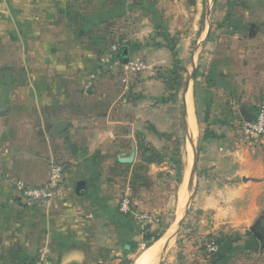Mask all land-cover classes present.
<instances>
[{
    "label": "crops",
    "instance_id": "1",
    "mask_svg": "<svg viewBox=\"0 0 264 264\" xmlns=\"http://www.w3.org/2000/svg\"><path fill=\"white\" fill-rule=\"evenodd\" d=\"M205 1L0 0V264H264V137L239 129L264 106V13L221 44ZM53 160L61 188L30 203L16 184ZM172 210L142 248L139 215Z\"/></svg>",
    "mask_w": 264,
    "mask_h": 264
},
{
    "label": "rangeland",
    "instance_id": "2",
    "mask_svg": "<svg viewBox=\"0 0 264 264\" xmlns=\"http://www.w3.org/2000/svg\"><path fill=\"white\" fill-rule=\"evenodd\" d=\"M203 12H204V17L207 20L211 16V13L215 14L213 15V17L216 20H215L214 25L212 26V31L214 35L219 34V33L223 35V40L221 44L229 45L233 41H230L227 35L225 36L224 34L226 33L229 34L231 31H233L232 29L242 30L246 27L249 29L250 26H246V24L250 23L251 21L252 22L254 21L255 23L256 19L260 17V14L264 13V0H208L204 2ZM222 18H225L223 20L225 21L224 29H222L223 26L221 27V24H220V20ZM223 21L221 23H223ZM242 33L243 32L241 31L239 32L240 35ZM232 39L234 40L235 38H232ZM247 43L248 44L250 43L248 47H250L251 51H253V54H255L256 51L259 50L258 48L260 46L261 41L257 39L255 41H251ZM221 99H222L221 104L222 105L223 103L226 104V100H223L225 98L221 97ZM192 123L195 124V121L191 120V124ZM191 128H192V133L196 135V127L193 128V126L191 125ZM171 155H174V153H171ZM174 198L175 196L172 199ZM185 204H186V199L181 198V201H180L181 214L183 212V208L185 207ZM173 215H174V210H172V212H170L169 214H165V215L158 214V213L154 214V216H157L158 221L151 222L150 224H147L146 226H144V230L146 231L147 235L145 236V241L142 243V246H141L142 248H146L147 243L150 244L153 242L152 237L161 236L162 232L166 230L167 224L172 222L174 218ZM175 227H176V224H175ZM176 229L177 228H175V230ZM192 232L193 230L191 228L181 229V232H180L181 242L183 243V239L188 238L190 242L194 244V247H196L195 251L197 253L202 252L204 254H207V253L210 254V251H208V249L211 247L212 243L214 242L216 246H220V243L217 237L210 236L212 238H209V237L204 238L203 235H199L198 237V235L196 234L197 236H194L195 238L194 239L192 237V234H193ZM148 238H150V240H146ZM181 242L179 240L180 244H182ZM251 247L253 246L251 245L249 247L250 252H251ZM259 251H260L259 248L255 249L254 253L256 256L254 257H256V260L259 262V264H263L262 254L257 255Z\"/></svg>",
    "mask_w": 264,
    "mask_h": 264
},
{
    "label": "built area",
    "instance_id": "3",
    "mask_svg": "<svg viewBox=\"0 0 264 264\" xmlns=\"http://www.w3.org/2000/svg\"><path fill=\"white\" fill-rule=\"evenodd\" d=\"M120 41L113 40L109 44V57L116 55L117 50L120 47ZM137 64H129V69H136ZM241 133L244 135V140L248 143H254L259 141L264 137V106L257 113L256 117L249 121H243L239 125ZM63 167L61 163L56 161H51V172L48 180L36 186H31L23 182H18L15 186L16 190L30 203L48 205L56 196L57 192L61 188L63 183ZM121 211L124 213H133L134 208L131 205L129 197H125L121 201ZM139 218L143 221L151 223L156 220V216L152 214L143 213L139 215ZM211 251H216L217 247H210ZM30 264H46L44 255L41 256L34 263Z\"/></svg>",
    "mask_w": 264,
    "mask_h": 264
},
{
    "label": "water",
    "instance_id": "4",
    "mask_svg": "<svg viewBox=\"0 0 264 264\" xmlns=\"http://www.w3.org/2000/svg\"><path fill=\"white\" fill-rule=\"evenodd\" d=\"M119 59H120L122 62H124V63H126V62L129 61V59H130V55H129V50H128L127 48L123 49L122 53L119 55ZM256 233H257V235H259V237L261 238V235H260L258 232H256Z\"/></svg>",
    "mask_w": 264,
    "mask_h": 264
},
{
    "label": "bare ground",
    "instance_id": "5",
    "mask_svg": "<svg viewBox=\"0 0 264 264\" xmlns=\"http://www.w3.org/2000/svg\"><path fill=\"white\" fill-rule=\"evenodd\" d=\"M192 99V98H191ZM191 103V102H190ZM192 126H193V128H195V124L194 123H192L191 124ZM191 129V128H190ZM192 136V135H191ZM193 138V137H192ZM181 194V193H180ZM183 198V197H182ZM184 199V198H183ZM186 205V204H185ZM185 208V207H184ZM183 208V209H184ZM184 211V210H183ZM182 214H183V212H182ZM160 250V249H159ZM152 255V254H151ZM155 255H156V253H155ZM143 256V254L141 255V257ZM144 256H146V255H144ZM156 257V256H155ZM154 258V257H153ZM138 262V261H137ZM138 264H147V260L145 259V258H143L142 260H140V262L138 263Z\"/></svg>",
    "mask_w": 264,
    "mask_h": 264
},
{
    "label": "trees",
    "instance_id": "6",
    "mask_svg": "<svg viewBox=\"0 0 264 264\" xmlns=\"http://www.w3.org/2000/svg\"><path fill=\"white\" fill-rule=\"evenodd\" d=\"M153 238V242L155 241V240H157L158 238H159V236H155V237H152ZM146 240H150V238H148V239H146ZM152 242V243H153ZM152 243H147V246L146 247H148V246H150Z\"/></svg>",
    "mask_w": 264,
    "mask_h": 264
}]
</instances>
